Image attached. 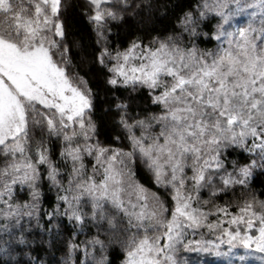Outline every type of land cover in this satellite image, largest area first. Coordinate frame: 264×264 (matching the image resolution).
<instances>
[{
  "label": "snow or ice",
  "instance_id": "snow-or-ice-1",
  "mask_svg": "<svg viewBox=\"0 0 264 264\" xmlns=\"http://www.w3.org/2000/svg\"><path fill=\"white\" fill-rule=\"evenodd\" d=\"M118 3L128 6L127 0ZM90 4L89 19L103 39L101 22L122 19L123 9L102 7L110 0H90ZM61 5L62 0H0V154L4 156L0 234L7 237L4 243H29L25 232L40 198L37 183L44 167V178L58 189L57 210L47 215L66 216L76 227L90 216L98 233L105 220L110 229L119 224L124 234L122 264H189L180 257L181 250L229 256L233 249L245 250L238 258L241 264L255 253L264 264V200L249 191L256 160L242 165L233 161L232 171H226L221 159L222 149L241 148L258 154L264 167V0H213L211 4L204 0L198 6L199 17L186 12L180 24L190 38L199 35L198 20L206 12L219 17L212 33L217 42L213 49H200L194 40L187 47L179 34L154 37L149 44L134 40L115 54L106 46L101 48L100 65L108 67L109 60L115 61L108 67L113 75L106 83L133 89L144 86L160 108L129 123L128 104L115 105L121 110L119 123L128 132L129 151L89 142L96 134L91 118L93 92L82 77L69 74ZM35 128L61 140L60 159L71 164L66 186L43 140L36 142L32 155ZM85 154L92 157L90 171ZM137 158L157 190L162 187L169 193L170 207L158 191L152 192L136 178ZM17 183L29 187L32 203L10 202ZM205 187L210 189L209 198L201 200ZM237 187L242 199L235 212L229 211V202H213L220 193L235 194ZM88 205L90 213L85 211ZM24 217H28L27 227ZM197 233L200 238L194 239ZM205 233L215 239H205ZM96 245L103 253L105 242L99 234L81 245L85 259L80 264L94 260L89 246ZM223 245L227 251H221ZM76 247L68 243L69 258ZM0 251L7 249L0 247ZM105 261L101 255L95 264Z\"/></svg>",
  "mask_w": 264,
  "mask_h": 264
},
{
  "label": "trees",
  "instance_id": "trees-1",
  "mask_svg": "<svg viewBox=\"0 0 264 264\" xmlns=\"http://www.w3.org/2000/svg\"><path fill=\"white\" fill-rule=\"evenodd\" d=\"M128 6L124 8L118 3V0H110V4L102 7H112L122 10V19H106L101 23L104 25V38L97 36L99 30L96 23L89 19L93 15V7L89 0H62L60 9L61 19L65 28V37L63 43L69 48L67 65L69 74L82 77L87 81V86L93 92L94 108L91 118L96 125V134L91 139L95 144L97 141L106 147L122 148L125 151L130 150L128 141V132L120 125V111L115 105L117 103H127V119L129 123L133 120H139L151 113H158L160 108L154 105L149 95V90L141 85L135 89L128 86H111L106 83L111 73L108 67L100 65L97 56L102 47L106 46L115 53L117 50L123 51L128 48L134 40H139L142 44H149L154 37L164 39L165 37L179 34L185 46L191 47L190 40H194L200 49H213L216 41L212 39V33L218 21L214 16L206 12L203 19L198 20L196 31L199 33L196 37H189L188 33L183 31L180 24V18L186 12H192L195 17H199V5L204 0H127ZM207 34V35H205ZM158 131V128L156 129ZM135 134H140L139 127L134 129ZM30 141L32 155L36 142L43 140L45 146L50 150V159L54 161L61 169V180L66 186L67 175L71 170V164H65L60 159L61 140L56 137H48L42 133L39 128L33 129ZM251 143V141H249ZM66 147V145H65ZM221 159L225 162L226 171H232L233 161L239 165L251 163L256 160V167L252 169V178L249 181V191L254 193L260 200H264V167H261V161L258 154L244 152L241 148L229 147L222 149ZM4 156L0 154V167H3ZM84 162L91 170L92 158ZM136 178L146 188L152 192H157L162 198L169 201L170 195L161 187L152 181L151 174L140 165L139 159H136ZM41 180L37 183L40 192V198L37 202L35 215L31 220V227L25 232L29 243L27 245L5 244L6 236L0 234V247L6 248L7 252L0 251V264H80L84 257V248L81 245L90 240L93 236L99 234V238L105 242L103 253L99 245L94 248L89 246L94 260L90 259L88 264H95L100 260L101 255L106 258L105 264H122L124 260V248L122 241L124 234L117 229H110L107 221L97 227L94 226L90 216H86L85 222L81 227H76L75 222H69L66 216L49 217L47 213L56 212L58 189L51 187L50 182L44 177L46 171L41 167ZM189 175L191 172L189 170ZM216 183H219L217 180ZM222 187V185H220ZM30 189L27 185H14L12 188L11 203L23 205L32 203ZM210 189L205 187L201 189V200L209 198ZM63 195V193H60ZM240 188H236L235 194L229 190L227 194L220 193L219 199L214 200L215 204L223 205L229 202L232 206L229 211L235 212L236 206L240 202ZM208 211V206H204ZM59 211L64 212L63 202H60ZM85 211L90 213L91 206L85 207ZM170 215V213H169ZM36 217L39 218L37 223ZM215 217H210L214 219ZM28 217L23 218L27 227ZM0 223L3 220L0 219ZM126 223V222H125ZM227 226V225H225ZM20 233L16 232L18 236ZM194 239H199V233ZM205 239H215V236L205 233ZM78 247L72 252L71 258L68 256V243ZM221 251H227V245L221 247ZM180 257L186 259L189 264H226L227 256H211L206 253L185 252L179 253Z\"/></svg>",
  "mask_w": 264,
  "mask_h": 264
},
{
  "label": "rangeland",
  "instance_id": "rangeland-1",
  "mask_svg": "<svg viewBox=\"0 0 264 264\" xmlns=\"http://www.w3.org/2000/svg\"><path fill=\"white\" fill-rule=\"evenodd\" d=\"M89 1H90V0H89ZM208 2L211 4V3H213V0H208ZM209 13H210V15L214 16L215 19H216V20L218 21V23H219V17L216 16V14H215L214 12H209ZM235 19H236V20H240L241 18H240V17H236ZM113 54H115V53H113ZM113 63H115V61H111V60H109V61H108V65H109V67H111ZM111 75H113V73H111ZM85 119H88V117L86 116ZM78 142L82 145V144L84 143L83 138L80 137V138L78 139ZM89 142L92 143L91 140H90ZM92 144H93V143H92ZM66 146H67V145H66ZM73 146H75V144H74ZM34 155H35V154H33V156H34ZM88 158L91 159L92 157H90V156H88L87 154H85V155H84V162H88V161H87ZM90 163H92V161H90ZM17 184L20 185L19 183H17ZM17 184H15V185H17ZM20 186H21V185H20ZM3 199L7 200V199H9V198H8V196H4ZM0 207H3V205L0 204ZM241 255H245V250H243V249H233V250H232V253H230L229 256L226 257V264H230V262H232V264H241V262H240L239 259H238L239 256H241ZM256 255H260V254L255 253V254H253V255L246 256L245 261L243 262V264H260V262H259L258 260L255 259V256H256Z\"/></svg>",
  "mask_w": 264,
  "mask_h": 264
}]
</instances>
